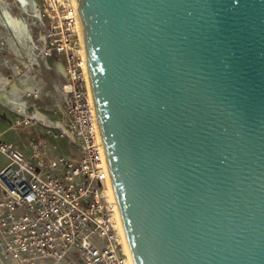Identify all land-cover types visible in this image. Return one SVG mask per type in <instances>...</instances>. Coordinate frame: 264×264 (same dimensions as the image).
Here are the masks:
<instances>
[{"label": "water", "instance_id": "water-1", "mask_svg": "<svg viewBox=\"0 0 264 264\" xmlns=\"http://www.w3.org/2000/svg\"><path fill=\"white\" fill-rule=\"evenodd\" d=\"M75 1L132 263L264 264V0Z\"/></svg>", "mask_w": 264, "mask_h": 264}, {"label": "built area", "instance_id": "built-area-1", "mask_svg": "<svg viewBox=\"0 0 264 264\" xmlns=\"http://www.w3.org/2000/svg\"><path fill=\"white\" fill-rule=\"evenodd\" d=\"M62 1L53 2L55 14L48 31L33 37L46 50L44 54L61 58L63 118L56 130L78 154L74 159L48 158L45 146L38 143L27 157L0 141V154L6 160L0 167V260L129 264L116 225L118 208L106 194L110 183L76 27L78 16L76 12L70 17L60 15ZM22 34L31 36L29 31ZM7 39L13 41L0 33V44H7ZM8 63L4 60L2 65L7 68ZM12 80L0 71V96L7 101L13 97Z\"/></svg>", "mask_w": 264, "mask_h": 264}, {"label": "rangeland", "instance_id": "rangeland-1", "mask_svg": "<svg viewBox=\"0 0 264 264\" xmlns=\"http://www.w3.org/2000/svg\"><path fill=\"white\" fill-rule=\"evenodd\" d=\"M54 1L31 0L29 2L30 5L24 8L18 0H0V15L3 14L2 8H4L12 16L22 19L35 42L33 36L38 37L44 34V31L47 32L53 24L51 17L55 14L52 9ZM62 3L63 9L60 15L70 17L69 13H75L72 0H63ZM4 4H6V8L3 7ZM9 8L11 11H9ZM23 10L27 12H23ZM39 17L41 21L38 20ZM0 26L5 27L1 21ZM41 30L44 31L41 32ZM0 33L11 36L13 40L8 43L9 40L7 39V44H0V71L4 75H11L16 82L14 84H17V80L20 82L26 79L27 85L30 86V90L21 95V99H23L26 106V115L31 116L34 111H38L51 123L61 121L63 117L60 110H62L63 102L59 93L63 92L62 85L64 81L62 72L58 67L61 63V58L44 54L46 50H43L42 46L36 42L35 45L38 47L35 48L34 43H32V49L29 50L30 43H28V40L17 38V41L9 26L6 27V30L1 28ZM24 33L27 34L26 32ZM74 40H77L76 36ZM4 60L9 62V67L6 68L2 65ZM10 84L12 85V83ZM3 112L8 113L5 115L11 123L0 118V132L5 131L4 134L0 135L2 143L13 145L27 156H31L33 147L38 143H42L45 146L48 158L59 156L74 159L77 156L76 147L70 144L66 138L61 137L58 130H54L50 126L52 129L46 128L41 121L36 119L22 118V116L15 113L12 106L7 104L3 106L0 104V114ZM5 163V158L0 154V167L4 166ZM6 263L8 262H0V264Z\"/></svg>", "mask_w": 264, "mask_h": 264}, {"label": "bare ground", "instance_id": "bare-ground-1", "mask_svg": "<svg viewBox=\"0 0 264 264\" xmlns=\"http://www.w3.org/2000/svg\"><path fill=\"white\" fill-rule=\"evenodd\" d=\"M30 1L31 0H18V2L24 8L27 5H30V3H29ZM72 1H73L72 5L74 6L75 12L77 13V10H76L77 6H76V3H75V0H72ZM3 7L6 8V4H4ZM2 9H3V14H5V15H3V14L0 15V21L3 23V26L5 25V27H8V26L10 27L12 32L15 34L14 38L17 41H18L17 38L32 40L31 36H29L28 38L27 37L25 38L21 34V32H26L27 35H28V29H27L26 23L22 19L12 16L8 11H5L4 8H2ZM23 12H27V11L23 10ZM76 27H77L78 37H79L80 41L82 42V32H81V27H80L79 21L77 22ZM32 43H30V46L28 47L29 50L32 49ZM83 55H84V52H83ZM84 57H85V55H84ZM57 66H58V64H57ZM11 90H13V92H12L13 93V97L11 99H9L8 101H5V102H6L7 105L12 106V108L15 110V112L17 114H19L20 116H22L24 118L33 119V120L36 119L38 121H41L42 124L47 125L48 127L51 126V125L52 126H57V125L60 126V123H53L52 124L51 122H49L38 111H34L31 116H27L26 115V113H25V108H26L25 103H24L23 99H19L18 100V98L20 96L18 94H22L24 91H25V93L28 92L30 90V86H28V85H26V86L17 85L15 87H11ZM106 194L108 195V197L111 200H113V201L115 200L113 192H112V189H111V186L108 187V190H107ZM116 225H117V227H118V229L120 231V234H121V237H122V241H123V246L125 248L126 254L128 256V259H129V264H133L132 260H131V257H130V253H129L128 247H127V244H126V241H125L123 228H122V223H121V220H120L119 217L116 218Z\"/></svg>", "mask_w": 264, "mask_h": 264}, {"label": "crops", "instance_id": "crops-1", "mask_svg": "<svg viewBox=\"0 0 264 264\" xmlns=\"http://www.w3.org/2000/svg\"><path fill=\"white\" fill-rule=\"evenodd\" d=\"M59 67V69L61 70V66L59 65L58 66ZM27 80L26 79H23V80H21L20 82H19V80H17V84H14V83H16L14 80H12V85L10 84V88L11 87H15V86H17V85H23V86H26L27 85V82H26ZM19 83V84H18ZM12 92H13V90H11ZM25 93V91L22 93V94H18V95H20L19 96V98H18V100L19 99H21V95H23ZM60 94V96H61V93H59ZM61 98H62V96H61ZM5 101H7V100H5V99H2V97L0 96V104L3 106V105H6V102ZM5 107V106H4ZM8 110H9V108H8ZM10 111V110H9ZM10 112H12V111H10ZM4 114H8L7 112H3ZM16 113V112H15ZM17 114V113H16ZM19 115V114H18ZM20 116V115H19ZM55 123V122H54ZM53 124V123H52ZM50 127H52L53 129H58V125L57 126H50ZM5 133V131H1L0 132V135L1 134H4ZM6 144H9V143H6ZM16 148V147H15ZM25 154V153H24ZM25 156H27V155H25ZM27 157H30V156H27ZM0 262H1V260H0ZM2 262H8L9 264H15V263H13L11 260H3ZM8 263H6V264H8Z\"/></svg>", "mask_w": 264, "mask_h": 264}]
</instances>
